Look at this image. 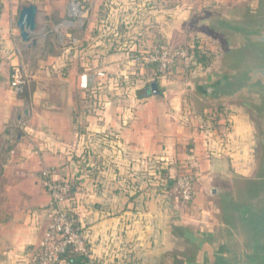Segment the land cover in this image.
Listing matches in <instances>:
<instances>
[{"label": "crops", "instance_id": "0c3cea01", "mask_svg": "<svg viewBox=\"0 0 264 264\" xmlns=\"http://www.w3.org/2000/svg\"><path fill=\"white\" fill-rule=\"evenodd\" d=\"M72 1L0 0V264H30L54 217L46 170L72 185L65 205L86 236L89 264L191 263L199 250L184 255L177 238L217 235L212 189L237 177L229 160L241 139L254 138L251 117L201 103L185 82L191 70L164 77L134 56L162 41L194 46L192 22L247 0H75L79 16ZM28 4L38 8L33 48L16 25ZM16 67L30 100L12 87ZM153 81L158 94H145ZM180 167L197 189L187 205L174 188Z\"/></svg>", "mask_w": 264, "mask_h": 264}, {"label": "water", "instance_id": "95a60500", "mask_svg": "<svg viewBox=\"0 0 264 264\" xmlns=\"http://www.w3.org/2000/svg\"><path fill=\"white\" fill-rule=\"evenodd\" d=\"M37 16L35 4L24 5L16 22L22 41L30 48L40 43ZM202 17L204 23L198 28L228 46V60L216 75L195 83L194 94L201 103L240 104L258 114L263 122V149L250 184L218 196L217 235L191 262L264 264V0H251L244 10H210ZM158 92L157 81L145 89V94Z\"/></svg>", "mask_w": 264, "mask_h": 264}, {"label": "built area", "instance_id": "2783aa9c", "mask_svg": "<svg viewBox=\"0 0 264 264\" xmlns=\"http://www.w3.org/2000/svg\"><path fill=\"white\" fill-rule=\"evenodd\" d=\"M199 3V0H197ZM70 15L79 16L82 12L80 2L73 0ZM192 45H175L162 41L152 48L134 56L137 63L157 65L158 75L169 77L178 70L189 72L193 65ZM174 71V72H173ZM27 83L21 68L16 67L12 75V87L21 92ZM51 171L43 172L44 185L51 196V205L55 210L37 247L31 253L30 264H58L64 262V255L71 252L84 257L89 256L86 236L77 225L74 212L65 204L72 192L69 181H57L51 177ZM174 188L184 204H191L197 194L194 175L187 167H180L174 174Z\"/></svg>", "mask_w": 264, "mask_h": 264}, {"label": "rangeland", "instance_id": "374dc122", "mask_svg": "<svg viewBox=\"0 0 264 264\" xmlns=\"http://www.w3.org/2000/svg\"><path fill=\"white\" fill-rule=\"evenodd\" d=\"M248 1L251 0H247L246 5H242L241 8H238V10H244L247 9L249 6ZM192 22L190 24V27L192 25ZM195 25V24H194ZM191 27V28H192ZM196 27V26H195ZM190 38H192L193 40L195 38H200L201 39V43L202 45H207V47H209L210 49L207 50L209 51H213L214 52V57H213V62L208 66V67H203V66H199L197 68H194L191 70V75L187 76L185 78V82L188 84L191 82V84L197 83L199 81H204V80H208L210 79L212 76L216 75L225 65V63L228 60V51L227 48L228 46L218 37H215L213 35L207 34L205 32L202 31H198L197 33H192L190 35H188ZM185 41H183L180 44H184ZM189 95L191 96L192 99H195L193 97V92L191 91V88H189ZM195 104L198 107H202L205 104H199L194 100ZM208 105H210V103H206ZM222 104V103H219ZM218 106H222L224 107V109H231V107L233 108H240L243 109L244 112L248 113L251 117V122H252V127H253V135L254 138L253 139H244L242 141L239 142L238 144V148H239V152L236 156V158L231 157L229 162H230V166L232 168V170L236 173L237 177L231 181H221L223 184H219V185H228L230 189H227L225 191H219L216 194L212 193V198H213V203H214V211L216 208L219 207V202H218V196H220L221 194H223L224 192H228L229 190L232 189H238L239 187L243 188L247 185H249L251 178H253V176L256 174L257 169L259 168V162H261V158H262V149H263V122L259 119L258 114H256L255 112H253L250 108L244 107L240 104H233V106L230 105H218ZM243 129V127H242ZM242 136V135H241ZM249 151V154H246V151ZM251 167V169H250ZM218 185V186H219ZM224 190V189H222ZM177 194V192H176ZM178 195V194H177ZM172 196H176L175 194H173ZM213 211V215L214 218H216L217 221H220V213L216 214V212L214 213ZM215 222V220H214ZM220 225V223H219ZM215 228V226L212 224V230ZM215 230V229H214ZM174 237H177L174 234ZM177 242L179 244V251L182 252L184 255H189L191 253H193L194 248L196 246H194L192 244V242H188V241H180L177 238ZM195 252V251H194Z\"/></svg>", "mask_w": 264, "mask_h": 264}, {"label": "trees", "instance_id": "16d2710c", "mask_svg": "<svg viewBox=\"0 0 264 264\" xmlns=\"http://www.w3.org/2000/svg\"><path fill=\"white\" fill-rule=\"evenodd\" d=\"M203 19L204 18L202 16H200L199 18H197L196 21H194L193 24L198 25V27H199L202 23H204ZM198 27L195 29H198L202 32H205L204 30L199 29ZM195 32H197V31H195ZM194 42H195L194 48L192 49V52H193L192 69L197 68L199 66L208 67L213 62L214 52H212V51L208 52L207 49L204 46H202L200 38H198V37L195 38ZM153 65L157 69V65H155V64H153ZM18 95L22 98H26V99L30 100V94H29V91L27 89V86H24L23 90L21 92H19ZM220 108H223V107L221 106ZM238 189H240V187ZM64 260L67 262L73 263V264H89V260L87 257L77 255V254H74L71 252H67L64 255Z\"/></svg>", "mask_w": 264, "mask_h": 264}, {"label": "flooded vegetation", "instance_id": "af4514ba", "mask_svg": "<svg viewBox=\"0 0 264 264\" xmlns=\"http://www.w3.org/2000/svg\"><path fill=\"white\" fill-rule=\"evenodd\" d=\"M222 189H228L227 187L226 188H221L220 189V191H225V190H222ZM225 193V192H224ZM208 240H206V239H194V241L192 242V244L194 245V246H196V248H197V250H199V253L201 252V251H203V249H205L206 247H207V244H206V242H207ZM201 250V251H200ZM199 255V254H198ZM198 256H196L194 259H196ZM186 264H192V262L191 263H189V262H186Z\"/></svg>", "mask_w": 264, "mask_h": 264}]
</instances>
